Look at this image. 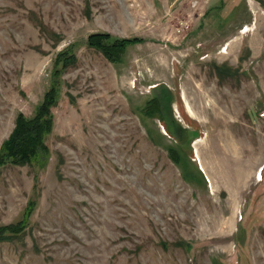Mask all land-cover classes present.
<instances>
[{"label": "rangeland", "instance_id": "374dc122", "mask_svg": "<svg viewBox=\"0 0 264 264\" xmlns=\"http://www.w3.org/2000/svg\"><path fill=\"white\" fill-rule=\"evenodd\" d=\"M54 83L45 163L0 165V264H264V0H0V148Z\"/></svg>", "mask_w": 264, "mask_h": 264}, {"label": "trees", "instance_id": "16d2710c", "mask_svg": "<svg viewBox=\"0 0 264 264\" xmlns=\"http://www.w3.org/2000/svg\"><path fill=\"white\" fill-rule=\"evenodd\" d=\"M138 42H141V40L137 38L117 39L111 38L108 34H94L87 38L86 45L100 51L109 62L114 63L121 61L120 54L127 47ZM74 63V55L61 52L55 66L60 64L61 69L64 71L65 68ZM63 71L55 69L54 77ZM59 95V89L54 83L45 93L42 103L38 106L32 118H26L22 114L17 116L12 133L0 148V165L29 162L42 166L45 163L47 148L44 140L51 130V108L56 106ZM148 104L152 108L156 105L155 110L159 107L155 97H152ZM29 209H31V206ZM7 229L5 227L3 231ZM0 239H6V237L1 236Z\"/></svg>", "mask_w": 264, "mask_h": 264}, {"label": "bare ground", "instance_id": "6f19581e", "mask_svg": "<svg viewBox=\"0 0 264 264\" xmlns=\"http://www.w3.org/2000/svg\"><path fill=\"white\" fill-rule=\"evenodd\" d=\"M184 102H185V107H186V109H187V111L189 112V114L190 115H194V113H193V111L191 110V107L189 106V104H188V102L184 99ZM197 143V142H196ZM195 153H197L196 154V157L197 158H199V155H198V152H197V150H196V152ZM238 155V154H237ZM236 158V157H235ZM237 159V158H236ZM242 159V158H241ZM199 161V160H198ZM235 162H238V159H237V161L236 160H234ZM239 161H240V159H239ZM231 163H234V162H231ZM235 164V163H234ZM239 164V163H238ZM237 165V163L235 164V166ZM234 166V167H235ZM239 166V165H238ZM239 167H241V166H239ZM232 168V167H231ZM236 169H237V166H236ZM234 170H235V168H234ZM232 171H233V169H232ZM240 171H241V169H240ZM235 174V173H234ZM240 175H241V173H239ZM243 176H241V178H242Z\"/></svg>", "mask_w": 264, "mask_h": 264}]
</instances>
